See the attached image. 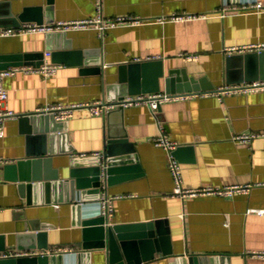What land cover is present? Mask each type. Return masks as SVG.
I'll use <instances>...</instances> for the list:
<instances>
[{"label": "crops", "instance_id": "1", "mask_svg": "<svg viewBox=\"0 0 264 264\" xmlns=\"http://www.w3.org/2000/svg\"><path fill=\"white\" fill-rule=\"evenodd\" d=\"M255 2H260L263 9L232 10L221 15L224 7L240 9ZM35 8L40 9L39 24L98 15L131 16L143 22L104 31L52 32L62 34L59 45L55 40L49 42L47 33L0 37V54L38 52L43 54V62L58 65L53 75L20 71L2 80L8 95L4 107L18 115L35 114L38 109L56 104L107 101L115 91L107 95L105 86L117 81L118 67L141 61L159 60L165 74L178 70L194 79L188 80L190 85L206 89L163 102L154 112L146 105L130 106L110 120L93 116L87 110H78L62 122L47 114H36L42 120L34 123L33 134L42 131L48 135L45 140H31L22 131L19 117L9 119L0 138V157L6 164L25 158L28 150L40 146L42 149L44 145L49 150L50 171H56L61 181H71L72 160L89 166L88 161L81 163L80 159L97 154L102 157L106 152L109 122L113 136L125 134L127 146L134 150L131 159L135 155L140 166L139 172H119L120 177H126L111 186L101 184V192L104 185V192L111 198L109 225L162 220V227L169 229L172 253L154 252L153 258L141 264H188V254L198 255L199 264H264L263 258L252 255L264 251V214L248 211L264 210V185L232 196L182 199L173 195L168 152L153 142L162 126L169 140L178 146H190V152L181 159L174 157L184 187L264 184V137L248 143L233 139L236 134L264 131V90L216 94L219 88L230 85L226 83L225 48L264 44V0H0V27H15L12 18ZM183 13L205 17L158 21ZM54 50L78 52L79 61L72 58L69 63L54 62ZM46 52L49 56H45ZM148 57L155 59L146 60ZM160 87L158 92H164L163 80ZM3 167L0 236H4L6 251L15 250L13 234L25 224H49L48 250L67 247L75 251L62 254L65 264H106L104 250H81L82 229L78 221L85 214L93 215L97 198L72 200L69 186L61 190L39 187L35 192L21 194L18 183L4 177ZM140 238L145 237H133L137 244ZM137 249L142 255L139 244ZM79 254L81 257L77 258Z\"/></svg>", "mask_w": 264, "mask_h": 264}, {"label": "water", "instance_id": "2", "mask_svg": "<svg viewBox=\"0 0 264 264\" xmlns=\"http://www.w3.org/2000/svg\"><path fill=\"white\" fill-rule=\"evenodd\" d=\"M39 10V8L25 9L23 14L12 18L15 21L12 23L13 26L17 27L22 21L27 20H33L38 24L42 23ZM10 16L9 14L8 17ZM47 24L51 23L47 22ZM61 36V33H47V40L49 42L55 40L57 41L56 44L59 45L58 41H61ZM78 54L80 53L70 50H54L51 57L54 62L69 63L71 60L73 61L72 58H76L78 62ZM43 58V54L38 52L0 54V69L22 64L39 67L43 63ZM33 60L35 61L33 62ZM225 68L227 84L264 80V51L227 55ZM94 70L97 71V69ZM189 79L191 81L194 80L178 70H169L165 74L163 63L159 60L120 65L118 67L117 81L114 84L105 86L107 95L111 91H115L113 96L108 95L107 101L115 102L130 95L156 93L161 90L160 80H163L164 92L169 95L181 96L205 92L206 88L200 85H190L188 83ZM123 111L124 107L119 105L109 110L105 116L107 120H110L112 116L121 114ZM18 120L22 131L29 134L31 140L48 139V135L42 131H40L41 134L35 136L33 134L36 131L33 126L34 123H39L42 120L40 115L23 114L19 116ZM109 124L108 122L106 152L102 157L93 155L80 159L82 160L80 161L81 163L88 161L89 166L78 164V162L72 160L69 178L73 181H61L56 171H50L49 150L44 145L42 149L40 146L35 150H28L25 158L5 164L3 167L4 177L7 180L17 182L21 194L26 193V191L28 193L35 192L39 187H45L46 189L58 187L61 190L63 187L69 186V189H71L69 198L72 200L81 199L86 201L90 198H97L102 183L111 186L126 177V175L120 177L118 175L119 172L130 170L139 172L140 170V166L136 161L137 157L134 155L133 159H131V154L134 153V150L131 146H127L125 134L113 136ZM45 130L47 131L48 128H45ZM189 147L178 146L172 152V155L176 159H181L185 152H190L191 148ZM69 150H72V148H67V151ZM78 223L82 229L81 250L88 252L91 250H104L106 264H141L153 258L154 252L162 253L163 255L172 253L169 246V229L162 227L164 223L162 220L109 225L105 216L85 214ZM50 226L49 224H25L23 229L13 234L14 249L48 250L49 244L46 229ZM135 230H140V234H133L132 232ZM156 236L157 238H155ZM133 237H145L140 238L141 240L138 242L142 255L138 254V244ZM160 243L162 247H160ZM0 251H6L4 236H0ZM80 257L79 254L77 258ZM199 261L198 255L188 254V264H199ZM0 264H65V262L62 259V253H57L52 255L1 258ZM77 264H80V262Z\"/></svg>", "mask_w": 264, "mask_h": 264}, {"label": "built area", "instance_id": "3", "mask_svg": "<svg viewBox=\"0 0 264 264\" xmlns=\"http://www.w3.org/2000/svg\"><path fill=\"white\" fill-rule=\"evenodd\" d=\"M252 9L260 10L263 9V5L260 2H255L253 4H244L240 9L237 7H224L222 9L221 15L235 10H245L249 11ZM199 17H205L204 15L196 16L193 14H174L170 17L159 18L158 21H184L196 19ZM143 20L131 17V16H115L104 18L101 15H98L94 18H88L84 20H71V21H59L53 24H38L33 22H23L17 27H0V37L7 36H16V35H27V34H46L52 32H67L70 30H87V29H97L104 31L107 29L115 28L121 25L127 24H140ZM264 51V44H246L242 46H232L225 48L224 52L227 55L231 54H244L248 52H261ZM45 56H49V52H46ZM191 56V55H190ZM155 59L154 57H148L146 60ZM136 61H139L136 59ZM58 69V65L48 63L44 61L39 67H10L6 69H0V138L4 136L5 123L9 119H16L20 115L14 113L13 111L6 109L4 103L7 100V92L2 85V80L8 76L15 75L20 71L24 72H36L43 75H53ZM264 90V80H256L249 82H241L223 86L216 91V94H225V93H248L254 91ZM187 96V95H186ZM185 97V95H169L165 92H156L149 94H137L124 97L122 100L115 102H109L105 100H96L89 103H78V104H67V105H51L46 106L41 109H38L35 114H47L53 117L56 121H67L71 119L75 112L78 110H87L93 116H105L106 113L121 105L124 108L130 106L146 105L151 111H156L159 106L166 101L172 99H178ZM257 137H264V131L251 132L246 134H236L233 139L242 142L248 143L252 139ZM154 144L162 149L166 150L169 154V169L174 180V190L173 195H176L180 198H187L193 196H208V195H217V196H232L237 193H247L250 191L251 187L264 184H234L223 187L214 188L211 186L191 188L184 187L181 182L180 167L177 160L172 155V152L178 147V144L169 140L163 131V127L160 126V132L157 138L153 140ZM99 155V154H97ZM6 160L0 157V181L2 180V167L6 164ZM101 189V188H100ZM102 189L105 191V186H102ZM101 190L98 193L96 203L94 204L93 215H102L107 219L112 216L111 208V198L106 195V193ZM249 212H255L257 214L263 215V209H249ZM68 252H75L72 248L67 247H56L46 252L43 251H19V250H8L0 251L1 258L9 257H20V256H34V255H43V254H67ZM252 255L258 256L264 259V251L253 252Z\"/></svg>", "mask_w": 264, "mask_h": 264}]
</instances>
